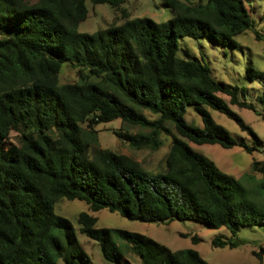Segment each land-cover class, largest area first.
Returning a JSON list of instances; mask_svg holds the SVG:
<instances>
[{
	"label": "trees",
	"instance_id": "trees-1",
	"mask_svg": "<svg viewBox=\"0 0 264 264\" xmlns=\"http://www.w3.org/2000/svg\"><path fill=\"white\" fill-rule=\"evenodd\" d=\"M89 1L117 9L127 2L0 0V264H59L61 259L94 264L73 223L55 211L63 198L84 201L93 212L108 209L148 223L194 220L233 235L242 226L264 225V210L244 198L239 181L189 144H240L253 152L256 146L234 138L206 106L255 137L219 94L257 110L240 99L239 87L217 80L207 64L176 55L179 38L186 36L236 46L235 37L253 25L245 1L164 0L175 12L167 21L124 12L120 24L81 32ZM67 63L77 68L79 81L60 83ZM248 70L264 82V72ZM188 106L202 116L204 127L186 121ZM142 110L157 116L149 118ZM117 119L145 129L115 131L137 149L156 150L162 135H171L163 170L151 172L126 154L98 146L95 126ZM253 168L264 174V162L255 161ZM261 186L264 190V182ZM97 222L88 211L78 215L81 233L99 242L109 262L133 264L115 233L141 264H217L196 249L172 250L140 232ZM241 243L213 240L218 247ZM254 254L264 260V247Z\"/></svg>",
	"mask_w": 264,
	"mask_h": 264
},
{
	"label": "rangeland",
	"instance_id": "rangeland-1",
	"mask_svg": "<svg viewBox=\"0 0 264 264\" xmlns=\"http://www.w3.org/2000/svg\"><path fill=\"white\" fill-rule=\"evenodd\" d=\"M244 1L250 10L253 25L235 37L236 46L216 44L208 37L192 38L186 36L179 38V48L176 55L180 58L197 59L207 64L217 80L229 86L239 87L240 99L253 104L257 110L233 105L230 103V96L224 93L219 94L254 129L258 135V137H255L250 132L242 130L238 123L226 114L206 106L214 120L228 130L234 138L238 141H244L249 146H256L253 152H248L240 144L232 148H224L219 144H197L194 142H189V144L194 150L213 160L222 171L233 175L243 188L244 198L254 202L264 210V190L261 186L264 182V174L253 168L255 161L264 162V82L260 78H251L248 70L250 66H253L256 70L264 72V0ZM88 7L89 15L87 19L78 25V30L81 32L93 33L112 24H120L124 12L131 18L147 16L157 22L167 21L175 15V12L164 3V0H127L122 9H117L108 3L94 5L89 1ZM89 79L92 81L98 80L96 77H90ZM79 80L80 76L77 68L69 63L65 64L61 70L60 83L77 82ZM142 112L149 118L157 116L149 110H142ZM185 119L193 126L204 127L202 116L193 106L187 107ZM83 127L87 129L86 124ZM121 128L132 133L145 131L141 126L124 123L120 119L100 123L95 126L98 146L126 154L139 161L151 172H158L165 168V158L172 141L171 135L163 134V144L156 150L149 148L137 149L118 138L115 131ZM11 140H16L15 133L12 134ZM237 195L242 197L239 196V193ZM55 211L57 214L67 217L73 223L79 241L94 264L115 263L104 258L98 241L81 233L78 215L82 211H88L98 216V227L140 232L172 250L193 248L210 263L264 264V260L259 259L254 254V251H260L264 247V225L242 226L236 235H233L225 227L209 228L194 220L148 223L130 220L120 213L111 212L108 209L93 212L86 202L66 198L56 203ZM194 236L199 238L197 243L193 242L192 238ZM216 237L239 239L243 243L234 248L229 246L218 247L213 244ZM113 238L126 258L131 260L133 264H141L139 257L130 250V246L125 241L115 233ZM59 264L66 263L61 259Z\"/></svg>",
	"mask_w": 264,
	"mask_h": 264
}]
</instances>
